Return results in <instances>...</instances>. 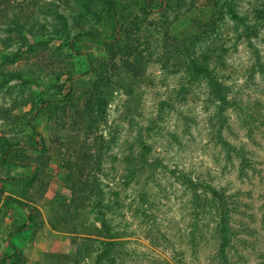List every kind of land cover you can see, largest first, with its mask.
<instances>
[{"label":"rangeland","instance_id":"obj_1","mask_svg":"<svg viewBox=\"0 0 264 264\" xmlns=\"http://www.w3.org/2000/svg\"><path fill=\"white\" fill-rule=\"evenodd\" d=\"M0 2V262L264 264V0Z\"/></svg>","mask_w":264,"mask_h":264},{"label":"trees","instance_id":"obj_2","mask_svg":"<svg viewBox=\"0 0 264 264\" xmlns=\"http://www.w3.org/2000/svg\"><path fill=\"white\" fill-rule=\"evenodd\" d=\"M105 1L107 2L108 6H109L107 16L110 17V20H114L115 21V24H116V22H117L116 20L118 19L117 17L120 14V8H119V5L120 4L117 3L116 0H105ZM113 29H114V32H115V35H116V33L119 31L118 30L119 29V26H117V24H116V26ZM87 37H89L91 39H96L94 35H89ZM114 38H117V36H114ZM110 53L112 55V51H110ZM126 53H127V55H130L131 51L128 50V52H126ZM112 56H114V55H112ZM112 56L110 57V59H112ZM98 65H104V63L103 62L102 63L99 62ZM112 65H113V63H112ZM125 65H127V64H125ZM135 65L140 67V65L137 62H136ZM135 65H132V66L133 67H136ZM106 66H109V64H107ZM128 67H130V65ZM91 74H93V75L95 74V75H98L99 76V74L96 73L94 70L91 71ZM7 83H8L7 81H3V82L1 81L0 82V90ZM214 87H215L214 89H216L215 92H214L215 93V97L218 99V101H220L221 104L222 103H226V99L221 96L220 92H218V89H217V85L216 84H215ZM93 88L96 91H98L97 85H94ZM50 107L51 106L48 103L43 104V106H39L37 108V110H36L35 116H43V117L48 116L51 113V108ZM31 127L34 129L33 126H31ZM9 147L10 146H7L6 145L3 149H0V159H1L2 162H4V161L6 162L5 159L6 158L7 159L10 158V156L13 153L11 150H9ZM82 159L84 160V165H85L87 163V161H86L85 158H80V156L77 158V160L80 161V162H83ZM74 166H77V165H74ZM32 168H33V170L30 172V174L25 177V180H27V182H29L30 184L34 183V179H36V177L38 178V177L41 176V174L42 175L44 174V172H43L44 169L43 168L38 169V166L36 164H34L32 166ZM25 180L23 179V181H25ZM5 201L7 203H10L12 200L10 198H6ZM17 203L19 205L23 206V207H26L21 202H17ZM221 217H222V220H221L220 231L222 232V234H225L226 233V230H225V227H226V215H225L224 207L222 206V204H221ZM23 229H25V226L24 225L22 226L21 230H23ZM227 233H228V230H227ZM12 249H13V253L10 256H6L5 259L6 260L9 259L11 261V264H22L23 263V259H22V256H21L20 252L18 250H16L14 247H12ZM0 264H5V261L0 262Z\"/></svg>","mask_w":264,"mask_h":264}]
</instances>
